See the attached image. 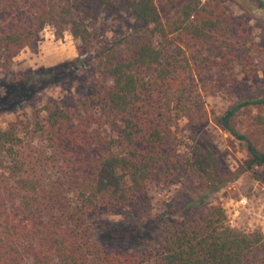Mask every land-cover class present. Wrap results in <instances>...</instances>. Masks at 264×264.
Masks as SVG:
<instances>
[{
    "label": "trees",
    "instance_id": "obj_1",
    "mask_svg": "<svg viewBox=\"0 0 264 264\" xmlns=\"http://www.w3.org/2000/svg\"><path fill=\"white\" fill-rule=\"evenodd\" d=\"M160 2L0 0L2 74L49 26L59 38L69 31L79 41L76 61L92 64L96 74L92 95L77 106L44 104L27 122L0 127V264H264V234L230 227L225 208L205 207V194L185 208L169 203V215L181 218L159 246L143 252L113 250L97 231L103 215L152 209L162 171L204 181L218 165L211 151L181 158L173 127L193 109V66H205L200 50L211 60L233 52L231 21L202 0L165 18ZM104 19L130 23L141 40L125 41L123 49L103 46ZM59 73L19 77L8 92L56 82ZM263 104L264 98L240 102L219 120L246 144L248 170L264 168V150L234 121L243 107ZM221 178L222 187L229 180ZM199 206L201 213L185 214Z\"/></svg>",
    "mask_w": 264,
    "mask_h": 264
},
{
    "label": "rangeland",
    "instance_id": "obj_2",
    "mask_svg": "<svg viewBox=\"0 0 264 264\" xmlns=\"http://www.w3.org/2000/svg\"><path fill=\"white\" fill-rule=\"evenodd\" d=\"M190 1L161 0L159 7L165 18L172 17ZM207 1L230 19L233 52L224 56L214 54L211 60L207 49L200 50L205 66L195 63L193 66L196 88L193 109L173 129L179 139L175 150L181 158L196 159L201 152L213 153L218 161L213 166L215 170H210L214 177L207 176L203 181L181 171L179 177H166L162 171L159 184L151 191L152 209L101 217L97 231L113 250L143 252L159 246L166 231L181 218V215H169L168 204L173 202L185 208L203 194L205 207L225 208L227 224L233 229L264 234V168L247 169L251 156L246 144L224 130L219 122L238 103L264 98V0H202ZM103 24L100 40L103 46L115 44L123 49L125 41L136 44L141 40L132 33L130 23L120 25L115 20L104 19ZM78 47L79 41L69 31L59 38L56 29L49 26L40 34L36 47L26 48L15 58L11 73L0 72V127L16 121L27 122L41 105L60 103L75 107L92 95L94 67L76 61L80 59ZM47 69L59 70L56 82L47 81L46 85L39 84L33 89L26 84L28 90H13L14 94H9L8 83L19 77L29 80L32 73H44ZM234 124L264 150V104L243 107ZM221 176L229 180L222 187ZM201 207L185 214L197 215L203 211Z\"/></svg>",
    "mask_w": 264,
    "mask_h": 264
},
{
    "label": "built area",
    "instance_id": "obj_3",
    "mask_svg": "<svg viewBox=\"0 0 264 264\" xmlns=\"http://www.w3.org/2000/svg\"><path fill=\"white\" fill-rule=\"evenodd\" d=\"M242 203H246V200H243Z\"/></svg>",
    "mask_w": 264,
    "mask_h": 264
}]
</instances>
